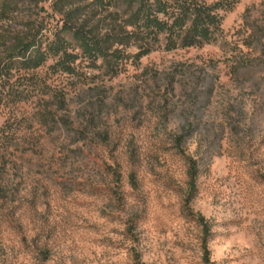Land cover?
<instances>
[{"label": "rangeland", "instance_id": "rangeland-1", "mask_svg": "<svg viewBox=\"0 0 264 264\" xmlns=\"http://www.w3.org/2000/svg\"><path fill=\"white\" fill-rule=\"evenodd\" d=\"M71 1L88 43L54 0L18 21L49 53L0 106V264H205L198 216L212 264H264V0H208L194 45L169 40L171 14L116 44L126 3Z\"/></svg>", "mask_w": 264, "mask_h": 264}, {"label": "trees", "instance_id": "trees-1", "mask_svg": "<svg viewBox=\"0 0 264 264\" xmlns=\"http://www.w3.org/2000/svg\"><path fill=\"white\" fill-rule=\"evenodd\" d=\"M207 1L118 0L120 4L126 3L131 10L128 20L125 21L126 24L124 26L126 28H123L126 35L122 36V34H119V40L113 39V37L110 40H114L116 44L123 45L126 40L134 37L145 43L150 34L141 32L143 30L142 26L148 25L149 27L150 25L159 24L153 17L156 14H164L165 16L171 14L174 20L167 26V33L172 43L182 45L201 43V40L207 39L209 30L217 23L211 12H214L223 0L213 5L207 4ZM40 2L41 0H0V106L3 105L4 101L10 99V94L6 92L5 88L6 83L14 77L15 73L34 71L47 59L49 50L44 49V44L41 41L40 34L42 30L35 23L29 22V20H21L18 23L20 16L30 18L29 9H31L32 5L37 7ZM106 3H109V1H106ZM73 5L77 4L71 0H54L52 7L62 17V31L70 32L75 37L86 40L88 37L87 33H92V29L89 28L88 18H82L85 12L84 6L72 9L75 7ZM116 13L118 14L119 12ZM128 28H133V30L129 33L127 32ZM57 37L55 43L61 51H64L65 41L60 34ZM98 47L100 50L103 49L101 44ZM58 65L63 71L70 70L66 66L67 64L62 61H59ZM21 93L18 91L17 95ZM17 95L15 93L12 96V101L14 97H20ZM41 119L46 120L47 118L44 116ZM186 160L189 164L188 184L193 194L196 191L198 169L195 160L188 157H186ZM189 214L192 215L190 212ZM197 222L202 227L204 234L205 264H212L208 250V238L211 234L210 226L203 216H198Z\"/></svg>", "mask_w": 264, "mask_h": 264}]
</instances>
